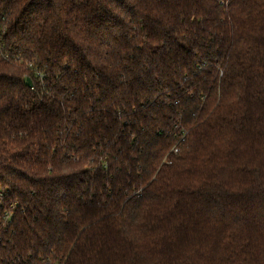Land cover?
Here are the masks:
<instances>
[{"label": "trees", "instance_id": "obj_1", "mask_svg": "<svg viewBox=\"0 0 264 264\" xmlns=\"http://www.w3.org/2000/svg\"><path fill=\"white\" fill-rule=\"evenodd\" d=\"M0 264H264V0H0Z\"/></svg>", "mask_w": 264, "mask_h": 264}, {"label": "water", "instance_id": "obj_2", "mask_svg": "<svg viewBox=\"0 0 264 264\" xmlns=\"http://www.w3.org/2000/svg\"><path fill=\"white\" fill-rule=\"evenodd\" d=\"M25 84H26V86L28 87V88H31V82H30V79H26V81H25Z\"/></svg>", "mask_w": 264, "mask_h": 264}]
</instances>
